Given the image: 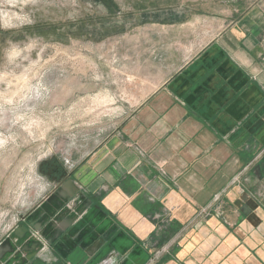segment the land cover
Returning a JSON list of instances; mask_svg holds the SVG:
<instances>
[{"label":"crops","instance_id":"crops-1","mask_svg":"<svg viewBox=\"0 0 264 264\" xmlns=\"http://www.w3.org/2000/svg\"><path fill=\"white\" fill-rule=\"evenodd\" d=\"M250 1L215 32L172 14L159 85L29 211L46 241L18 230L0 264H264V0Z\"/></svg>","mask_w":264,"mask_h":264},{"label":"rangeland","instance_id":"rangeland-1","mask_svg":"<svg viewBox=\"0 0 264 264\" xmlns=\"http://www.w3.org/2000/svg\"><path fill=\"white\" fill-rule=\"evenodd\" d=\"M235 2L0 0V245L18 230L46 241L36 225L50 222L29 211L154 92L173 61L172 14L189 7L215 32Z\"/></svg>","mask_w":264,"mask_h":264},{"label":"water","instance_id":"water-1","mask_svg":"<svg viewBox=\"0 0 264 264\" xmlns=\"http://www.w3.org/2000/svg\"><path fill=\"white\" fill-rule=\"evenodd\" d=\"M16 234V233H15Z\"/></svg>","mask_w":264,"mask_h":264}]
</instances>
